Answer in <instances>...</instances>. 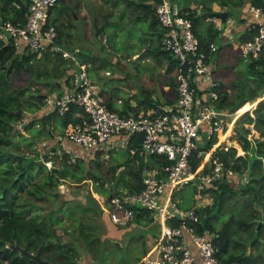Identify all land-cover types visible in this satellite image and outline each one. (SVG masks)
I'll return each mask as SVG.
<instances>
[{
  "label": "trees",
  "instance_id": "trees-1",
  "mask_svg": "<svg viewBox=\"0 0 264 264\" xmlns=\"http://www.w3.org/2000/svg\"><path fill=\"white\" fill-rule=\"evenodd\" d=\"M82 1L57 0L50 10L48 19V25H54L57 30V43L75 55L74 59L65 60L59 52L52 51L40 55L20 53L16 51L12 38L0 40V264H40L27 254H22L19 249L14 248V245L26 248L33 254L39 251L41 259L54 264H79L76 247L78 242L84 243L89 251L91 249L95 251L99 249L100 244H97V240L100 239L94 237L95 226L80 220L76 212L102 213L103 211L89 191L84 195L83 202L75 203L72 199L57 200L59 184L67 179L76 184L90 180L96 184L95 192L100 193L102 197L106 190L110 194L121 192L120 187H124L128 192L140 191L144 187L142 178L146 171L160 170L168 163L162 156L140 155L142 141L140 134L129 135L127 139L123 134L121 138H117V142L122 141L121 139L126 142L121 147L125 148L128 155L122 164L116 162L112 155L109 160L114 163H104L103 155L106 154L104 150L109 152L111 144L105 148L83 151L67 143V147L71 150L67 153L63 150L60 140L56 139L57 136L67 139L66 135L86 114L76 105H70L66 112L59 114L45 106L44 95L58 97L64 92L72 91L74 88L72 79L79 72V66L86 65L90 76L92 71L90 67L96 57H99L93 49L95 40L93 23L91 43L86 36L87 17L83 16L81 19L85 28L83 35L78 31L76 24L78 20L74 21ZM150 1L106 0L112 2V7H117L122 2L124 6L132 9V13L141 9L138 11L140 15L137 16V20L149 22L150 30L147 34L150 40L141 38L138 41L139 50L144 48L142 45H147L140 57L145 54L156 57L163 54L168 56L166 67L168 78L161 85L163 101L152 97V89L144 87L138 97V103L131 106L129 98L118 93L123 87L125 88V84L120 87L119 84L122 83L114 78L113 84L118 83L119 87H110V83L103 85L97 83L103 103L108 109L121 115H137L140 111L146 112L157 104L171 105L178 97L174 75L177 63L173 56L162 48L161 40L166 30L160 26L154 16ZM193 1L195 6L190 7L188 0L185 1L187 5L180 6L185 12L184 16L192 23L199 46L207 49L210 43L216 44V51L208 55L211 65H213L211 59L220 46L218 36L222 31L209 19L213 12V4L226 8L228 17L231 14L229 7L241 6L247 1H250V6L259 7L264 12V0ZM199 5H202V13L197 15L196 9ZM88 8L98 20L100 13H94L95 9L92 6ZM27 10L28 0H0L1 19L22 24L26 20ZM124 17L125 10L121 15V21ZM114 24L120 25L113 22ZM251 25L252 21L250 27ZM73 27L77 28V32H73ZM255 32L256 29L252 26L242 34L240 41L251 40ZM104 33L102 31L97 38L100 39L101 36L103 38ZM116 35L110 34L106 39L110 48L117 47L114 40ZM103 47L104 45H101L98 48L99 53ZM240 57L242 56H237ZM244 62L245 70L240 71L241 73L237 72L238 77H236L237 73L234 74L235 77L229 82H225L221 77L214 78L217 84L215 91L220 97L219 101L214 102V106L219 111L231 114L229 119L243 105L256 102L254 109L240 114L234 123V134L231 137L243 154H238L235 146H229L227 149L215 148L212 157L222 163L223 176L210 185L196 179L199 186L187 184L185 186L187 190L181 192L180 189L175 192L174 199L180 200L177 203L182 210H188L196 204L197 198L188 194V189L190 193L199 192L203 195L202 198L207 193L212 204H205L197 211L203 210L208 221L205 228L198 223L197 232L209 234L221 260L227 263L259 264L264 261L261 251L264 247V56H249ZM229 65L226 67H230ZM102 75L106 74L102 72ZM24 76L30 81L28 85L13 84L14 78L22 79ZM63 78L65 80L62 83L60 79ZM34 83L40 84L46 89V93L34 88ZM165 86L168 89L165 90ZM202 93L201 88H198L196 94ZM40 138H43L42 142H39ZM215 140L206 143L201 150L209 151ZM117 142L112 145L117 146ZM107 147L109 149H106ZM49 154L54 155V159L48 160ZM47 161H53L50 168L46 166ZM201 161L202 156L193 158L191 161L193 168H196ZM206 171L207 167L202 173ZM243 178H246L244 184L241 183ZM232 180L238 184L233 186ZM108 198L110 195L104 198L106 203L109 201ZM133 209L134 217L130 224L146 226L150 224L160 229V224L151 212L136 206ZM221 214L226 216L223 221L220 220ZM104 216L109 219L106 214ZM260 222L262 225L259 227ZM178 223L177 218L169 222L171 225ZM59 230H62L63 234L59 233ZM158 236V231L152 235L143 255ZM250 249H256L257 253L255 255L248 253ZM252 256L255 258L254 263L251 260ZM139 259L140 257L129 264H135Z\"/></svg>",
  "mask_w": 264,
  "mask_h": 264
},
{
  "label": "built area",
  "instance_id": "built-area-1",
  "mask_svg": "<svg viewBox=\"0 0 264 264\" xmlns=\"http://www.w3.org/2000/svg\"><path fill=\"white\" fill-rule=\"evenodd\" d=\"M56 3L57 0H28L26 20L22 24L0 18V40L12 38L16 51L20 53L40 55L52 51L59 52L65 60L74 59L75 55L57 43L55 26L48 25L50 10ZM150 3L158 23L166 30L161 40L162 48L177 63L174 75L178 97L175 103L157 104L137 115H121L103 103L99 86L83 64L73 76V90L58 97H46L45 106L63 114L70 105H76L86 114L66 135L67 139L56 137L67 153L71 152L67 143L83 151L93 150L115 144L123 134L126 139L129 135L140 134V155L162 156L167 160L160 170L146 171L142 190L115 192L107 203L103 198L106 207H102V211L114 224H130L134 206L151 212L160 224L158 238L137 264H237L218 257V249L209 234L197 232V224H201L199 207L194 205L182 210L174 193L190 183L199 186L196 179L210 185L223 176V165L212 157V152L217 147L228 148L221 144L220 137L229 129L233 118L240 114V108L229 119L231 114L214 106L220 97L215 91L214 67L208 55L216 51V44L210 43L207 49L199 46L192 23L176 0H151ZM201 9L202 5H199L197 15L202 13ZM249 15L254 18H251V27L256 32L251 40L237 43L238 48L244 58L264 56V21L259 20L263 11L250 6ZM198 88L202 94H196ZM214 139L209 151L201 150ZM121 140L116 144L123 146L126 142ZM208 153V159H205ZM201 156L202 161L193 168L191 161ZM206 167L207 171L202 173ZM245 182L246 178L241 179L242 184ZM175 218L179 223L169 224Z\"/></svg>",
  "mask_w": 264,
  "mask_h": 264
},
{
  "label": "rangeland",
  "instance_id": "rangeland-1",
  "mask_svg": "<svg viewBox=\"0 0 264 264\" xmlns=\"http://www.w3.org/2000/svg\"><path fill=\"white\" fill-rule=\"evenodd\" d=\"M189 3L193 0H188ZM83 3L78 7L79 12L76 15L75 22L78 26V31L81 35L84 34V23L82 22V17L86 16L87 18V25L86 27V36L89 38V42H93V28L92 23L93 19L96 17V15H92L89 11L88 6H92L95 10L94 13H100L99 18L97 20L98 26L105 24V27L103 29L104 37L98 39L95 37L93 49L95 50V53L99 55V57H96L94 63L90 67V76L91 79L98 83L99 85H103L104 83H110L109 86H117L121 85L120 87L124 86L120 91H118L120 96H123L125 98H129L128 101H130V104L136 105L138 103V97L141 94V91L143 88L147 87L149 89H152L154 98H157L158 100L163 101V95H162V89L161 85L165 82V80L168 78L166 73V67L168 64V56L166 54L160 55V56H153L149 54H145L140 57L142 54V51H144L145 47L147 45H142L144 48L142 50H139V39L146 38V40H150V36L147 34L150 30L149 28V22L147 20H137V16L140 15L138 11H141L139 9L138 11H135L132 13V9L128 6H124V4L121 2L119 6L112 7V2H106V0H83ZM141 2V1H140ZM250 1L245 2L246 4H250ZM244 3V2H243ZM189 4V5H190ZM178 5L183 6L187 5L185 0H179ZM237 6V7H229L228 9L231 11L230 16L227 18L225 23V28L222 32L233 33V27L234 25L240 20L242 14H243V6ZM75 7V5H73ZM130 9V10H129ZM100 10V11H99ZM125 10V17L121 21V15L123 11ZM95 16V17H94ZM114 23H120V25H116ZM73 32H77V28L73 27ZM221 29V28H220ZM221 33V32H220ZM116 35L114 36L115 43L117 44V47L110 48L107 43V38L109 35ZM95 36V33H94ZM219 40L221 41V45L228 46L229 50H225L222 53L221 60L222 64L218 68V70H215L212 74L213 78H216L218 76H223V80L225 82H229L231 79L235 77L234 74L237 72L241 73L243 70H245V60L240 61L239 58L235 57L236 55L240 56L241 51L240 49L235 46H231L229 43V40L227 38H223L221 34L218 36ZM146 41V42H148ZM90 43V44H91ZM101 45H104L103 49L100 50L101 53H99L98 48H100ZM233 45V44H232ZM137 55L135 58L134 56ZM216 58L215 56L212 59L214 68L217 65L216 64ZM238 59V60H237ZM114 61V62H112ZM230 67H226L228 64ZM117 64V66H116ZM96 66H99V68H95ZM241 71V72H240ZM102 72H106L109 74L106 76L102 75ZM101 74V75H100ZM239 74L237 73L238 77ZM127 77V78H125ZM118 82L122 83H114V79ZM61 82H64V78L60 79ZM110 81V82H109ZM30 81L28 80L27 76H24L22 79L14 78L13 84L19 85V86H25L28 85ZM97 84V85H98ZM129 86H128V85ZM34 88H38L40 92H45L46 89H44L40 84L34 83ZM98 85V86H99ZM107 86V87H109ZM132 86V87H131ZM167 87V86H165ZM164 87V88H165ZM130 89L131 92L129 91ZM168 88H165V90ZM106 94V92H104ZM47 96L44 95V99ZM122 99V98H121ZM123 100V99H122ZM120 102V100L118 101ZM251 104V103H250ZM254 106L253 104H251ZM256 105V103H255ZM251 109V108H250ZM26 117H28V113H26ZM30 114V113H29ZM31 115V114H30ZM38 115V112L35 114ZM237 117V116H236ZM235 117V118H236ZM233 120L230 122L231 125L229 128H231V132L229 133L230 136L228 137V145H231V142L237 146L238 154L241 153V149L238 146L237 143H235L234 140H232V135L234 132H232V124ZM223 137V135H221ZM225 139V138H224ZM223 139V140H224ZM226 140V141H227ZM43 138L39 139V142H42ZM225 141V142H226ZM234 141V142H233ZM106 149H109L107 147ZM106 153L103 155L104 163L107 164L108 162L114 163V161H110V155H112L116 162L119 164L124 163L126 157H127V151L124 147L121 146H114L110 145L109 152L107 150H104ZM32 153V152H31ZM210 153V152H209ZM28 154V151L27 153ZM108 154V155H107ZM207 158V155L205 156V159ZM47 159H54V155L49 154L47 156ZM87 161V159H85ZM53 164V161H47L46 166L50 168ZM123 168V167H122ZM122 169H120L121 171ZM123 171V170H122ZM89 183H86V182ZM238 182H233L232 185L236 186ZM96 184L90 180H84L80 182L79 184L71 182V180L67 179L62 181L58 186V198L65 200V199H72V201L79 202L84 201L87 191L90 192L91 196L96 199V201L99 204V207L102 210V207H106L104 204V198L111 196L110 192L106 190L107 192H104L103 197L100 196V193L95 192ZM110 187V186H108ZM88 189V190H87ZM185 187L181 188V192H183ZM119 191H126L124 187H120ZM188 194H192L193 197H197L195 200L196 204L199 208L204 206L205 204H212V200L208 197L207 193L202 198L199 192L197 194L190 193L188 189ZM191 196V195H189ZM192 197V196H191ZM201 197V199H199ZM203 199V200H202ZM88 205V203H86ZM46 208L48 209V203L46 204ZM77 216L80 220L87 224H92L95 226L94 237L99 238L100 240H97V244H100L99 249L95 251H89L84 243L81 241L77 244V250L79 253L78 263L79 264H129L132 263L136 258L140 259L143 257L144 250L148 247L150 239L152 238V235L155 232H159V229L157 226L154 225H142L137 223H132L128 225H117L112 223L109 219H107L104 216V212H98V211H89V212H76ZM108 216V215H107ZM109 218V217H108ZM226 219V216L221 214L220 220L223 221ZM59 233L63 234L62 230H59ZM67 236V234H64ZM69 236H67L68 238ZM98 246V245H97ZM259 247H261L259 245ZM263 255H264V247L261 249ZM256 254V249H250L248 253ZM138 260V262L140 261ZM136 262L135 264H137ZM7 264V263H4ZM259 264H264V261L260 262Z\"/></svg>",
  "mask_w": 264,
  "mask_h": 264
},
{
  "label": "crops",
  "instance_id": "crops-1",
  "mask_svg": "<svg viewBox=\"0 0 264 264\" xmlns=\"http://www.w3.org/2000/svg\"><path fill=\"white\" fill-rule=\"evenodd\" d=\"M186 1V0H185ZM189 2V1H188ZM187 3V2H186ZM192 6H195V4H194V1H192L191 2V4H190V7H192ZM249 6H250V4H245L244 6H243V14H242V16H241V18H240V20L238 21V24L236 23L235 25H234V27H233V33H231V32H228V33H225V35H224V32H222L223 31V29L225 28V23L223 24L218 18H214L213 17V19H212V22L215 24V26L216 27H222L221 29H222V31H221V36H223V38H227V40H229V44L231 45V46H235L236 48L238 47V45H237V43H240V42H242V41H240L241 39V36H242V34H244V32H247L249 29H251V27H250V24H251V21H252V19H254V18H252L251 17V15H249ZM252 6V5H251ZM181 7V6H180ZM182 8V7H181ZM219 11H226V8H221L220 6H218L216 3H214L213 4V12H219ZM212 12V13H213ZM1 17V16H0ZM252 18V19H251ZM259 20L260 21H264V12H263V15H261L260 17H259ZM211 22V21H210ZM221 40V39H220ZM219 40V41H220ZM233 44V45H232ZM225 50H229V47L226 45V46H223V44L221 45V41H220V46H219V49H218V51L213 55V57H215V56H217V58H216V66H215V69L214 70H218V68L221 66V64H222V60H221V56H222V53H223V51H225ZM238 55H236L235 57H237ZM241 56V55H240ZM135 57V56H134ZM243 57H240L239 59H242ZM243 60V59H242ZM211 61H212V59H211ZM213 63V62H212ZM228 64V63H227ZM231 65V64H230ZM218 77H221V78H224L223 76H218ZM165 88H168V87H165ZM131 90L132 89H130L129 91L131 92ZM256 103V102H255ZM255 103H253V105L254 106H252L250 103H247L249 106H248V109H246V110H243L244 109V106L245 105H243L241 108H240V110H239V112H240V114H242V113H244L245 111H247V110H252V109H254L255 108ZM131 106H134L133 104H131ZM251 108V109H250ZM239 114V115H240ZM238 115V116H239ZM238 116L236 117V119L238 118ZM236 119L233 121V124H232V132H234L233 131V128H234V123H235V121H236ZM228 131H230L231 132V128H229L228 130H226V132L223 134V137L225 138H223V139H221L222 138V136L220 137V141H222V143L221 144H223V146L224 145H227L228 143V137L230 136V134H228V135H226V133L228 132ZM229 132V133H230ZM227 140V141H226ZM226 141V142H225ZM234 142V141H233ZM235 143H236V141H235ZM231 145L232 146H235V147H237L236 145H234V144H232V142H231ZM231 145H228V147L229 146H231ZM241 149V148H240ZM243 154V151L241 150V153H240V155H242ZM208 157V156H207ZM208 159V158H207Z\"/></svg>",
  "mask_w": 264,
  "mask_h": 264
},
{
  "label": "water",
  "instance_id": "water-1",
  "mask_svg": "<svg viewBox=\"0 0 264 264\" xmlns=\"http://www.w3.org/2000/svg\"><path fill=\"white\" fill-rule=\"evenodd\" d=\"M210 17L218 18L224 24L228 18V13H227V11L213 12L210 14ZM93 26L95 28V37H98L100 35V33L103 31L105 24L103 23L102 25L98 26L97 20L94 18L93 19ZM242 59L246 60V58H244V57ZM199 218H200V222H201L202 226L205 228L206 223L208 221V217L205 215V212L203 210H199ZM261 225H262V223L260 222L259 227ZM14 248L19 249L22 254H27L31 258L36 259L40 264H54L48 260L41 259L39 251H37L35 254H33V253L28 252L26 248H21L17 245H14ZM251 260L253 261V263L255 262V258L253 256L251 257Z\"/></svg>",
  "mask_w": 264,
  "mask_h": 264
},
{
  "label": "bare ground",
  "instance_id": "bare-ground-1",
  "mask_svg": "<svg viewBox=\"0 0 264 264\" xmlns=\"http://www.w3.org/2000/svg\"><path fill=\"white\" fill-rule=\"evenodd\" d=\"M248 104H245V106H244V109L243 110H245V109H248ZM207 156H209V153L207 154Z\"/></svg>",
  "mask_w": 264,
  "mask_h": 264
},
{
  "label": "clouds",
  "instance_id": "clouds-1",
  "mask_svg": "<svg viewBox=\"0 0 264 264\" xmlns=\"http://www.w3.org/2000/svg\"><path fill=\"white\" fill-rule=\"evenodd\" d=\"M136 56H137V55H135V57H136ZM135 57H134V58H135ZM137 57H138V56H137ZM137 57H136V58H137Z\"/></svg>",
  "mask_w": 264,
  "mask_h": 264
}]
</instances>
